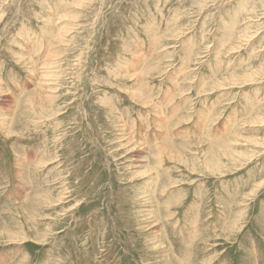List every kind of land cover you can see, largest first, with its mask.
Segmentation results:
<instances>
[{
    "label": "rangeland",
    "instance_id": "rangeland-1",
    "mask_svg": "<svg viewBox=\"0 0 264 264\" xmlns=\"http://www.w3.org/2000/svg\"><path fill=\"white\" fill-rule=\"evenodd\" d=\"M0 264H264V0H0Z\"/></svg>",
    "mask_w": 264,
    "mask_h": 264
},
{
    "label": "bare ground",
    "instance_id": "bare-ground-1",
    "mask_svg": "<svg viewBox=\"0 0 264 264\" xmlns=\"http://www.w3.org/2000/svg\"><path fill=\"white\" fill-rule=\"evenodd\" d=\"M25 62V61H24ZM30 64V63H29ZM28 64V65H29ZM43 67H45V66H43ZM46 70V69H45ZM251 81V80H250ZM124 119V118H123ZM124 141V140H123ZM12 241H15V240H12ZM17 244V242H14V245H16Z\"/></svg>",
    "mask_w": 264,
    "mask_h": 264
}]
</instances>
